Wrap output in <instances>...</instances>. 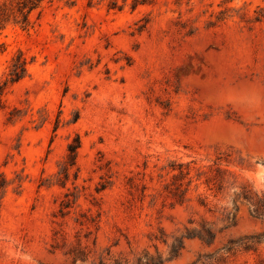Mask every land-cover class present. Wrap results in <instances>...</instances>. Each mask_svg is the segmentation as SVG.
Here are the masks:
<instances>
[{
    "label": "rangeland",
    "instance_id": "374dc122",
    "mask_svg": "<svg viewBox=\"0 0 264 264\" xmlns=\"http://www.w3.org/2000/svg\"><path fill=\"white\" fill-rule=\"evenodd\" d=\"M17 2L0 0V264H73L79 243L264 264V220L236 201L264 200V0H43L26 28L4 17ZM203 222L215 242L175 259L153 240Z\"/></svg>",
    "mask_w": 264,
    "mask_h": 264
},
{
    "label": "trees",
    "instance_id": "16d2710c",
    "mask_svg": "<svg viewBox=\"0 0 264 264\" xmlns=\"http://www.w3.org/2000/svg\"><path fill=\"white\" fill-rule=\"evenodd\" d=\"M42 1L43 0H18L16 6L17 10L14 11L15 8H6L4 17L5 19H7L14 13L18 12L19 17L21 18L18 19V23L22 24L23 28H26L29 26V15L33 10L38 8ZM3 5L5 6V3ZM14 67L15 69L11 73L12 82L19 80L21 78V75L24 73V60L19 59L18 63ZM78 147L79 146L74 145L69 146L71 152V166L75 164L76 151ZM213 180L216 181V178L210 177L208 179L209 182ZM242 197L249 202L251 213L256 218L264 220V200L252 198L250 195H248V192L246 190L237 195L236 201H238ZM224 221L227 222V225L223 228V230L235 224L236 215L232 213L228 214L225 217ZM80 225H83V223L81 222ZM216 237L217 232L214 230V228L208 225L206 222H203L201 223L200 227H195L192 229L184 227V232H182L180 235L171 236V242H169V236H167L163 231H161L160 236L154 235L153 240L166 245L168 248V253L170 255L168 259H175L180 256L181 252L185 248V242L187 240L198 239L207 245H212L215 242ZM156 249V255H151L148 251L145 250L141 254L135 255L133 259L125 257H114L112 256L111 251H108L106 254L108 258H105L104 254H101L98 258H95V255L93 254L92 256V251L88 250L87 246L83 247L82 244L79 243L76 247L71 248L69 252L66 253V255L72 257L73 264H77L79 261L82 264H88L91 257H94V259L91 261V264H163L166 259L163 258V254L158 251L157 247ZM96 259H99L97 260L98 262H96Z\"/></svg>",
    "mask_w": 264,
    "mask_h": 264
}]
</instances>
